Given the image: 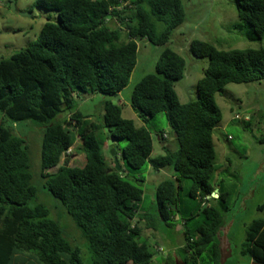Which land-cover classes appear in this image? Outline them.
Here are the masks:
<instances>
[{"label":"trees","instance_id":"16d2710c","mask_svg":"<svg viewBox=\"0 0 264 264\" xmlns=\"http://www.w3.org/2000/svg\"><path fill=\"white\" fill-rule=\"evenodd\" d=\"M235 1L250 39L262 42L264 0ZM35 5L56 11L59 19L47 20L39 39L0 60V112L12 121L34 120L45 126L39 179L81 231L92 253L91 264H151L153 257L148 243L137 240L139 219L134 223L144 190L122 169H114V158L106 159L107 148H115L119 161L132 170L145 165L173 168L177 174L156 192L159 213L166 222L175 219L181 212L180 191L187 189L196 203H186L189 216L181 247L185 264H201L205 253L212 264H220L216 237L225 225L223 204L230 193L211 182L217 157L214 131L223 117L216 93L229 83L264 80V47L222 49L193 39L191 53L208 58L209 67L197 82L198 99L187 103L180 101L175 88L186 70L185 58L167 47L155 71L143 76L129 97L145 124L162 113L171 127L169 136L178 150L164 144L165 154L152 157V132L125 116L124 105L113 100L130 82L138 40L168 43L186 20L183 1L37 0ZM98 92L106 96L102 121L78 108V101ZM63 112L67 116L59 118ZM160 136L165 143L168 134ZM109 139L114 140L110 146ZM119 140L126 145L119 147ZM71 154L83 155V164L71 166L63 160ZM184 179L191 181L187 187ZM36 193L26 140L0 122V264H83L79 248L70 244L51 216L56 208L31 203ZM258 209L264 212V203ZM202 214L205 221L195 223L194 236L188 225ZM242 253L264 264V217L248 225Z\"/></svg>","mask_w":264,"mask_h":264},{"label":"rangeland","instance_id":"374dc122","mask_svg":"<svg viewBox=\"0 0 264 264\" xmlns=\"http://www.w3.org/2000/svg\"><path fill=\"white\" fill-rule=\"evenodd\" d=\"M36 1L11 0L9 3V0H0V60L11 57L30 42L39 39L41 28L47 20L58 21L56 11L38 7L35 5ZM182 1L186 11L185 22L174 29L169 42L164 45H154L146 39L139 40L137 65L128 86L120 94L125 107L124 115L135 118L138 125H145L152 132L154 145L152 157L165 154L161 144L164 143L160 136L162 132L168 134L164 144L169 145L173 151L178 150L172 136H169L171 127L162 113L150 118L146 124L142 122L134 116L129 97L134 85L143 76L155 71L156 62L167 47L181 54L186 61L184 75L175 85L182 103L198 99L197 82L209 67L208 58H196L191 53L190 43L193 39L211 41L222 49L264 47V39L262 42L251 40L247 25L240 23L235 0ZM12 5H15V8ZM105 98L106 96L100 92L92 94L87 99L83 98L85 101L82 100L78 108L84 114H90L92 119L102 121ZM216 100L223 117L214 131L217 157L216 171L211 182L221 185L230 193L228 201L223 204L225 213L223 230L226 231L219 230L216 237L221 261L223 264H253L252 259L242 253V248L246 242L248 225L254 219L264 217V212L258 209V205L264 203V80L229 83L216 93ZM236 115H239L240 119H237ZM66 116L67 113L63 112L59 118ZM0 122L16 135L23 137L28 145L32 184L37 187V193L31 203L40 202L56 208L51 216L59 221L70 244L79 248L83 264H91L92 253L81 231L65 207L49 194L39 179L41 152L46 139L45 126L34 120L12 121L5 118L1 112ZM106 128L104 127V130L107 132ZM108 143L109 140L107 145ZM117 143L119 147L126 145L124 140ZM111 149L107 148L105 151L108 162L112 156ZM120 158L119 154V160ZM65 159H68L71 166H80L84 162L83 155L71 154L63 158ZM120 166L122 172L128 174V178L134 180L144 190L134 223L139 219L141 233L137 240L147 242L150 246L153 254L151 264H185L181 247L185 243L183 223L189 216L186 203L190 201L195 204L196 201L189 197L187 189L180 191L181 212L175 219L166 222L159 213L156 192L165 179L177 174L173 168L156 170L151 165H145L141 170H132L122 160ZM140 176L145 178L142 183L136 181ZM190 183L189 179L183 180L186 187ZM198 220L205 221V216L203 214L195 216L188 225L194 236L195 223ZM201 264H212L208 253L204 254Z\"/></svg>","mask_w":264,"mask_h":264},{"label":"water","instance_id":"95a60500","mask_svg":"<svg viewBox=\"0 0 264 264\" xmlns=\"http://www.w3.org/2000/svg\"><path fill=\"white\" fill-rule=\"evenodd\" d=\"M13 8H15V5H12ZM113 103L116 104L117 103V100L114 99L113 100ZM107 130V128H106ZM114 143V140L113 139H109V145L113 144ZM111 154H112V157L114 158V162H115V166H114V169L120 171L122 169V167L120 166V162H119V158H118V152L116 151L115 148H112L111 149ZM218 189L215 190V192L212 193L213 196H218ZM222 264H223V261H221ZM253 264H258V263H253Z\"/></svg>","mask_w":264,"mask_h":264},{"label":"clouds","instance_id":"9594fccd","mask_svg":"<svg viewBox=\"0 0 264 264\" xmlns=\"http://www.w3.org/2000/svg\"><path fill=\"white\" fill-rule=\"evenodd\" d=\"M144 39V38H143ZM147 40V39H146ZM138 47H139V40H138ZM139 50H140V47H139ZM117 100V103H118V100H119V97H118V99H116ZM122 101V100H121ZM119 104H124V103H120V101H119ZM236 118L237 119H240V117H239V115H236ZM141 121H142V119H140ZM142 122H144V121H142ZM229 138H230V136H229ZM112 145V144H111ZM108 146H110V145H108ZM69 152V151H68ZM118 158H119V154H118ZM120 162V161H119ZM114 166H115V162H114ZM219 190V189H218ZM219 192V191H218ZM218 194V193H217ZM215 197H218V196H215ZM223 228H225V226L223 227ZM223 228H222V230H223ZM223 231H226V230H223ZM253 261V263L255 262L254 260H252ZM256 263V262H255Z\"/></svg>","mask_w":264,"mask_h":264},{"label":"crops","instance_id":"0c3cea01","mask_svg":"<svg viewBox=\"0 0 264 264\" xmlns=\"http://www.w3.org/2000/svg\"><path fill=\"white\" fill-rule=\"evenodd\" d=\"M120 97H121V96L119 95L118 103H119V101H120V103L122 102ZM79 100H80V99H79ZM83 101H85V100H83ZM81 102H82V100H81L80 102L78 101V106L80 105ZM134 116H136L137 118H139V117L137 116V114H135V113H134ZM139 119H140V118H139ZM161 144H162V146H164V143H163V142H162ZM183 229H184V228H183Z\"/></svg>","mask_w":264,"mask_h":264}]
</instances>
